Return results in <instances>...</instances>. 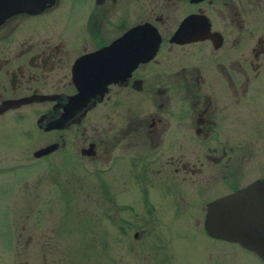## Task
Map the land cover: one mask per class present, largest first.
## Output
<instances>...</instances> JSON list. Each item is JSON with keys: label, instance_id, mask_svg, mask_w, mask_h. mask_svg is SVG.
I'll use <instances>...</instances> for the list:
<instances>
[{"label": "flooded vegetation", "instance_id": "1", "mask_svg": "<svg viewBox=\"0 0 264 264\" xmlns=\"http://www.w3.org/2000/svg\"><path fill=\"white\" fill-rule=\"evenodd\" d=\"M113 66L99 92L70 104L82 73L94 70L99 80ZM263 67L264 0H47L13 12L0 21V175L50 156L52 168L91 188L73 192L87 213L133 228V245L148 240L164 257L180 248L167 235L188 218L197 225L199 210L207 235L229 241L210 235L204 219L209 201L264 177L232 183L231 138L241 111L248 122ZM218 183L228 189L217 194ZM7 184L0 181V195L10 194ZM55 195L28 196L33 224L25 221L16 237L27 233L26 244L44 247L41 264H53L47 204Z\"/></svg>", "mask_w": 264, "mask_h": 264}, {"label": "rangeland", "instance_id": "2", "mask_svg": "<svg viewBox=\"0 0 264 264\" xmlns=\"http://www.w3.org/2000/svg\"><path fill=\"white\" fill-rule=\"evenodd\" d=\"M252 85L246 110L248 122H243L241 111L237 119L238 127L235 126L231 134L237 147V161L232 169L238 175L232 183L237 185L264 175V67L253 79ZM44 158L47 160L44 159L39 166L8 169L0 175L1 182H8L5 189L10 192L0 195V264H41L44 247L34 241L26 244L27 233L22 239L16 237L32 205L33 198L28 196L43 194L45 189L46 192L56 190V200L54 198V203L47 204L53 205L47 213H51L52 223L56 226L57 241L51 253L53 264H114L115 253L121 254L120 264H264L254 252L237 243L209 237L203 228L204 210L195 214L199 219L197 225L193 224L191 217L188 218L191 224L182 225L175 233L169 231L167 237H174L180 248L167 250V257L159 247L154 249L150 246L148 240L137 241V245H133V228L118 230L108 222H100L96 214L87 213L88 208L81 194L74 196V191L91 190L82 178L77 181L64 176L63 166L52 168L50 156ZM49 179L56 180L54 187L47 186ZM227 189L226 185L217 184V194ZM22 195L24 199L20 198L15 204L14 198ZM88 204L92 205L91 202ZM27 223L33 224L32 215ZM115 230H118L119 236L115 235ZM104 231L110 241L107 246L101 244Z\"/></svg>", "mask_w": 264, "mask_h": 264}, {"label": "water", "instance_id": "3", "mask_svg": "<svg viewBox=\"0 0 264 264\" xmlns=\"http://www.w3.org/2000/svg\"><path fill=\"white\" fill-rule=\"evenodd\" d=\"M47 0H0V21L7 15L20 11H36ZM116 65V64H115ZM115 66L105 68V77L93 79L94 70L82 73L79 91L70 104L85 103L99 92L112 78ZM103 71V68H101ZM49 150L39 149L36 154ZM204 226L214 237L238 242L254 251L264 261V177L257 178L233 192L208 202Z\"/></svg>", "mask_w": 264, "mask_h": 264}]
</instances>
